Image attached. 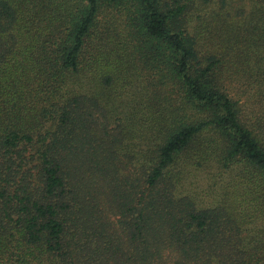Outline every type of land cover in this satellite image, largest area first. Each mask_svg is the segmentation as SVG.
I'll return each instance as SVG.
<instances>
[{
	"label": "trees",
	"instance_id": "16d2710c",
	"mask_svg": "<svg viewBox=\"0 0 264 264\" xmlns=\"http://www.w3.org/2000/svg\"><path fill=\"white\" fill-rule=\"evenodd\" d=\"M231 3L0 0V264H264V126L229 90L264 94V0Z\"/></svg>",
	"mask_w": 264,
	"mask_h": 264
},
{
	"label": "rangeland",
	"instance_id": "374dc122",
	"mask_svg": "<svg viewBox=\"0 0 264 264\" xmlns=\"http://www.w3.org/2000/svg\"><path fill=\"white\" fill-rule=\"evenodd\" d=\"M215 1L218 2L219 0ZM231 1V4L234 8L239 9L240 7H243L245 11H248L251 8L252 0ZM195 23L196 20L195 17H193L189 27L192 28ZM260 89L264 92V83L262 84ZM229 90L234 99L238 101L242 116L246 119H252L256 123L260 122L264 126V94L259 92L258 86L253 82H250L248 84L246 80H240L239 83L234 85L233 88L230 86ZM215 170L216 169L213 170V174L218 175L219 173ZM198 173L199 176L189 178V180H192L190 187L195 188V191L198 192L202 199H204L205 202L208 204V202H211L214 196L219 193L221 187L219 185H213V183L210 182L211 179L209 175V169H205L203 171L198 170ZM235 174V171L232 173L223 171L224 179L219 181L220 184H228L231 178L235 176Z\"/></svg>",
	"mask_w": 264,
	"mask_h": 264
}]
</instances>
